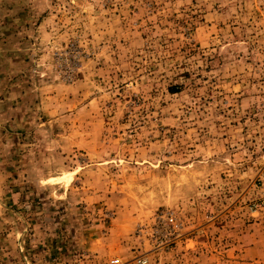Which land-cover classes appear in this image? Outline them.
I'll return each mask as SVG.
<instances>
[{
	"label": "rangeland",
	"instance_id": "374dc122",
	"mask_svg": "<svg viewBox=\"0 0 264 264\" xmlns=\"http://www.w3.org/2000/svg\"><path fill=\"white\" fill-rule=\"evenodd\" d=\"M0 264H264V0H0Z\"/></svg>",
	"mask_w": 264,
	"mask_h": 264
},
{
	"label": "built area",
	"instance_id": "2783aa9c",
	"mask_svg": "<svg viewBox=\"0 0 264 264\" xmlns=\"http://www.w3.org/2000/svg\"><path fill=\"white\" fill-rule=\"evenodd\" d=\"M170 220L173 221V218L171 217ZM140 262H141V261H140ZM143 262H145V261H143Z\"/></svg>",
	"mask_w": 264,
	"mask_h": 264
}]
</instances>
